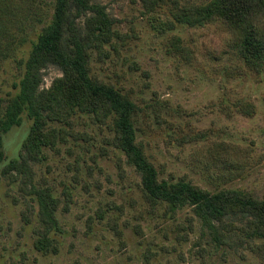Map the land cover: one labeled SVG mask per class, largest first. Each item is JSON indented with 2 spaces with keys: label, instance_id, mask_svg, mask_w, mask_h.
<instances>
[{
  "label": "rangeland",
  "instance_id": "obj_1",
  "mask_svg": "<svg viewBox=\"0 0 264 264\" xmlns=\"http://www.w3.org/2000/svg\"><path fill=\"white\" fill-rule=\"evenodd\" d=\"M92 1L106 7L120 34L111 57L96 59L94 73L136 103L137 142L160 178L263 198L264 72L250 71L232 53L218 22L173 27L174 1L186 0ZM56 9L57 0H9V31L0 53V133L19 122L3 137L0 264H261L238 232L216 238L193 208L148 201L140 175L111 143L110 122L77 114L71 127L49 124L51 133L64 129L63 137L42 147L39 160L21 163L34 120L18 101L20 84L32 47ZM173 36L190 49L191 62L171 51ZM61 76L60 68L49 65L41 89ZM243 103L253 104L251 114L241 110ZM220 142L253 157L247 173L228 183L208 170L207 148ZM45 193L55 198L59 231L42 220Z\"/></svg>",
  "mask_w": 264,
  "mask_h": 264
},
{
  "label": "trees",
  "instance_id": "obj_2",
  "mask_svg": "<svg viewBox=\"0 0 264 264\" xmlns=\"http://www.w3.org/2000/svg\"><path fill=\"white\" fill-rule=\"evenodd\" d=\"M189 1L184 4L174 1L170 20L173 27L218 22L229 39L232 53L250 71L264 72V0H208L204 4ZM8 5L9 0H0V53L9 31ZM116 24L117 20L106 7L92 0H57L53 19L32 47L20 84L18 101L26 104L34 120V129L26 140L27 157H22L21 163L39 160L42 147L55 146L58 134L63 137L64 129L58 134L51 133L46 130L49 124L71 127L77 114H87L98 124L110 122L111 143L125 154L127 162L140 175L148 201L193 208L204 229L216 238L238 232L241 242L264 264V197L237 189L211 193L184 179L177 182L161 179L143 146L137 142L136 103L128 93L94 73L96 59H108L115 49V39L120 35ZM169 47L191 62L193 56L181 37L173 36ZM49 65L60 68L62 76L49 88L41 89L42 72ZM241 110L251 114L254 106L243 103ZM16 123L1 130L0 168L5 160L4 133L17 126ZM207 153L212 161L208 170L213 168L224 183L241 178L253 166V157L248 151L225 142L208 147ZM43 198L42 220L49 230L59 231L55 198L48 193ZM236 220H240L239 225Z\"/></svg>",
  "mask_w": 264,
  "mask_h": 264
}]
</instances>
